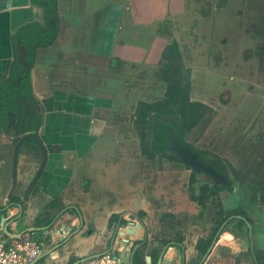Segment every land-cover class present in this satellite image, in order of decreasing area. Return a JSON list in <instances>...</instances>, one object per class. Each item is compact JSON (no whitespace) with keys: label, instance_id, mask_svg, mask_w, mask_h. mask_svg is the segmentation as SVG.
Listing matches in <instances>:
<instances>
[{"label":"crops","instance_id":"1","mask_svg":"<svg viewBox=\"0 0 264 264\" xmlns=\"http://www.w3.org/2000/svg\"><path fill=\"white\" fill-rule=\"evenodd\" d=\"M152 6L151 0H57L58 36L51 46L36 50L30 70L34 94L48 117L49 130L44 133L48 159L24 196L22 189L36 171L35 163L28 165L26 153L19 156L14 188L9 178L12 147L0 132V211L17 204L22 214L11 228L41 232L43 247L36 264L89 259L107 251L116 232L112 255L121 263L127 261L131 244L142 242L134 264H156L163 251L162 264L264 263V253H258L264 252L263 218H250L247 227L233 221L224 228L227 222L219 224L216 214H206L203 202L179 193V185L150 179L144 159L129 149L125 123L130 84L149 69L152 49L158 48L154 56L158 60L163 48L133 40L129 32H135L132 27L157 26L161 16ZM31 22L42 23L41 8L32 0H0V83L20 46L14 34ZM160 36V45L165 43L166 37L163 40L157 32L150 34L149 42ZM87 95L98 106L92 130L100 137L107 126L109 138L115 140L111 147L97 146L90 154L69 146L67 136L73 130L62 124L64 118L82 119ZM108 106L120 110L117 118L105 112ZM52 143L58 148L50 149ZM130 216L140 227L126 234L129 228L118 225H129ZM126 239L127 246L122 244Z\"/></svg>","mask_w":264,"mask_h":264},{"label":"flooded vegetation","instance_id":"2","mask_svg":"<svg viewBox=\"0 0 264 264\" xmlns=\"http://www.w3.org/2000/svg\"><path fill=\"white\" fill-rule=\"evenodd\" d=\"M212 1L216 2L215 5L212 4L213 6L210 7V2L202 7L206 10L210 8L211 16L215 11L222 8L220 7L221 4L217 3L218 1ZM223 1L226 3L228 2V0ZM236 4V15H238L237 20H239L238 22H241L242 25L243 21L241 19L243 16H252L256 18L258 7H252L251 11H249L246 9V7L249 5H242V3ZM240 4L241 7L238 6ZM41 12V24L37 22H31L24 25L14 34V40L18 44L19 38L17 35L21 33L25 27L29 25L35 26L34 29L28 30V35L26 34L23 36V44L20 42V45L24 49L23 62L18 61L17 50L15 59L13 60V64L10 67L6 78L0 83V132L5 136V138L9 139L10 146L12 147L11 173L9 174V178L13 183L14 188L17 187L18 184L17 166L19 156L22 153L27 154L26 156L28 158V165L33 162L32 164L34 166L35 163L36 171L39 165L36 152L26 146V141L32 140L33 142H36L40 151L42 146L46 152V162L44 164L43 170L46 167L48 159V146L44 138V135H46L44 133L49 130V127L46 125L48 117L46 116V112L44 110V106L41 104V101L38 100L34 94L30 70L36 50L38 48L49 47L55 42L59 32V19L57 35L54 42L49 46H41L40 44L43 40L42 35L47 30V24L42 8ZM156 14L159 15V11L156 12ZM167 15L170 16V18H167L166 24H169L172 28L170 29V38L173 39L172 44L163 47L164 43H162L160 46L163 48L161 56L158 58V60L154 57L155 53H152V57L148 56V60L152 61V64L148 66L149 69L147 72L143 77L140 75L139 77H134L135 80H133L131 84L129 83L130 86L133 87L132 89L128 88L130 90H128V103L130 110L126 117V121L128 120V122H123L130 130L129 149L131 153L137 152L140 154L142 159H146V161H148L146 162V166L144 168L146 169L147 175L150 176V179L161 180L166 185H179V193L184 194L196 201L201 200L203 202V211L206 214L209 216L216 214V218L220 220L219 224L227 222L224 228L230 225L233 221H238V224H243L245 225L244 227H247L250 225V218L264 219V116H262V114L253 116L249 122V125L247 126V132H244L245 134L238 130V133L235 135L236 142H233L229 147V151L232 154L231 161H228L227 157L225 158L221 153H218V155L210 152V154L207 153L209 150L203 151L201 149L195 148L186 140L195 132L199 133V130L197 131L195 129L200 127L202 123V105L189 99V94L187 92V88L189 87L188 83L194 84V82H189L192 81L191 77L188 80L185 79L186 75L189 73V70L185 71V68L181 67L180 64V59L182 56L179 53L178 33L181 32V30H179L177 26L172 27L174 26L171 25L173 19L172 13H169L167 10L166 13L159 15L161 18L156 21L159 23L155 24H157V26L161 23L163 24ZM208 15L210 16L209 13ZM205 18H208V16ZM209 19L211 20V18ZM247 26L250 28L251 34L257 35L255 20L252 19L247 24ZM163 31L164 29L162 28L161 34L158 33L159 35H162V39L163 36L164 38L166 37V34L164 35ZM37 34L39 36V41H36ZM250 39L253 40V38ZM31 42L34 44L33 47L29 46V43ZM200 42H202V40H200ZM191 43L197 44L198 41L194 42L193 40ZM262 43L263 44L259 45V49L255 51L248 50L247 54L249 56L247 57V54H244L245 56L238 60L237 65L236 55H231L229 52H225V50H217V46L214 43L208 42H206L207 49L203 52V54L201 52L202 57H197L196 60H198L200 63H203L204 68L208 70V72H210V66H215L214 59H219L225 69L226 66H228L230 60L234 62V65H231V67L234 69L238 68L239 66L242 67L243 65H250V62H253L251 64L250 71L255 72V70L258 69L259 64L264 68V49H260L264 46V39L262 40ZM221 44L224 45L223 47H225L226 39L223 38V42L221 41ZM203 45L205 46V43ZM205 52L206 56L204 58ZM207 52L208 55L214 52V57H209ZM160 58L170 61L169 64L165 67L161 65L158 66ZM174 58L175 62H171ZM193 58L195 59V57ZM189 67L191 68V66ZM253 68L257 69L254 70ZM197 69L198 68H194L192 72L195 73L198 71ZM21 72L24 74L19 75ZM165 72L172 73V89L174 92L170 99L167 97V91L170 89V85H168V88L165 91V98H162L161 100L151 98L149 101H147V93L145 91L149 88L148 83L151 80V77L153 80L155 79L154 88H156L158 84L162 82L161 76ZM26 77L28 79L27 86H25L24 82H22ZM166 82L170 83L169 79ZM185 83L187 86L184 85ZM198 86L204 87V82ZM97 88L98 86L94 87L95 92L93 93H97ZM249 88L252 89V85H250ZM139 90H143L145 92H143V95H145L143 98L137 99V97L135 98L134 96ZM149 90L152 89L149 88ZM184 92L186 93L187 98L183 97L182 93ZM83 93L85 95L86 92ZM139 94H141V92H139ZM242 94L245 96L246 94L253 95L252 93H248L245 89L242 90ZM180 97L184 98L185 101L183 100L181 105H184L186 109H182L181 105L178 103L177 100ZM89 98H91V96L87 95V101L83 103L85 113L81 114L82 119L78 118L72 120L70 118H64L62 120V124H64V126L65 124H68V127H71L74 133H71L67 136L69 146L73 147L75 150L77 149L78 151H85L87 154H90L93 150L95 151L97 146L108 148L111 147L112 141H114L115 144V140L110 139L111 130L107 126L103 128L102 135L100 137H97L95 132L92 130V127L97 119L98 106L95 104V98L93 99L94 102H92V99ZM218 99L220 102H224V106H227L225 100H221L220 98ZM18 101L25 103V106L23 107L24 112L19 110ZM250 106L251 105L247 106V112H249L248 107ZM102 110H105V107L102 108ZM118 111L120 110L115 108V106H108V110H105L108 115H112L114 118H117ZM241 115L236 117L241 119V117H243V115ZM71 120L73 122H71ZM232 120L233 119L229 121L230 125ZM239 122L240 121H238L237 124H239ZM244 122L245 121H243V123ZM112 125L114 124L112 123ZM117 126H120V123H118ZM161 126H163L164 129L161 130V132L153 130L155 127L157 128ZM250 127H252V129L248 130ZM63 131H66V128H64ZM167 133L168 139L166 142L162 143L161 139L163 138V135ZM64 134L67 135V132ZM172 134L174 135L175 142L182 147L189 148L192 153L197 154L201 165L206 167V169H208L210 172H205L203 170L197 171L183 164L170 149V140ZM34 136L39 140V143L36 141V139H33ZM232 137H229V139H232ZM56 145L57 144L52 143L50 149L53 147L54 149L58 148L59 145ZM15 153L16 163L14 168L13 164ZM36 171L29 175L28 181L23 186V192L21 193L22 196L25 195L24 193L26 190L32 187V182L35 178ZM172 194L173 193H171L169 190L168 195L172 196ZM262 242L264 244V236L262 237ZM258 253L263 254L264 252L260 251ZM256 257L258 258L257 260H261L259 255Z\"/></svg>","mask_w":264,"mask_h":264},{"label":"rangeland","instance_id":"3","mask_svg":"<svg viewBox=\"0 0 264 264\" xmlns=\"http://www.w3.org/2000/svg\"><path fill=\"white\" fill-rule=\"evenodd\" d=\"M216 1H218L217 3L221 4L220 7L222 8L215 11L211 16L210 8L206 10L202 7L210 2V7L215 5L216 2L212 0H151L153 3L152 10H154V12L159 11V15L166 13L168 10V12L172 13L173 15L171 25L174 26L172 27L177 26L179 30H181V32L178 33L179 53L182 56L180 59V64L181 67L185 68V71L189 70V73L186 75L185 79L188 80L191 77L192 81L189 82H194V84L187 82L189 85L187 92L189 94V99L202 105V123L200 127L195 129L197 131L199 130V133L195 132L186 140L195 148L201 149L203 151L209 150L207 153H221L225 158L227 157L228 161H231L232 154L229 151V147L233 142H236L235 135L238 133V130H240L242 133H246L247 126L249 125V122L253 116L260 114L264 116V68L259 64L258 69L253 68L254 70H257H255V72H251V64L253 62H250V65H243L242 67L239 66L238 68L234 69L231 67V65H234V62L230 60L228 66H226L225 69L219 59H214L215 66H210V72H208V70L204 68V64L200 63L196 59L197 57H202L201 52L203 54V52L207 49L206 42L214 43L217 46V50H225V52H229L231 55H236V65L238 64V60L242 59L243 56L247 54L248 50L255 51L259 49V45L263 44L262 40L264 39V0H228L227 3L223 0ZM236 3H242V5L246 6L249 5L246 7V9L249 11H251L252 7H258L256 18L252 16H243L241 19L243 21L242 25V23L238 22L239 20H237L238 15H236ZM238 6L241 7V4ZM208 13L211 17L208 15ZM206 16H208V18H205ZM167 18H170V16L167 15L163 24L161 23L158 26H140L130 28V30H135V32H129L130 38L136 41L141 38L143 41L145 40L147 46L149 43H151L153 44L154 48L158 46L161 47L160 38L157 37L155 42H149V36L152 32L161 34V29L163 28V33L164 35L166 34L165 36L167 39L163 47L169 46L172 44L173 39L170 38V29L172 28L169 24H166ZM209 18H211V20ZM252 19L255 20L256 23L257 35L251 34V30L247 26V24ZM137 33H141V35H138ZM223 38L226 39L225 47H223L224 45L221 44V41L223 42ZM250 38H253V40ZM193 40L194 42L198 41V43H191ZM200 40H202V42H200ZM204 43L205 46L203 45ZM157 49L158 48L152 49L155 54L158 52ZM260 49L263 50L264 46ZM214 52H212L210 55H208L207 52V55L209 57H214ZM205 56L206 52L204 53V58ZM246 56L248 57L249 55L247 54ZM193 57H195V59ZM169 62L170 61L166 59L160 58L158 66L161 65L165 67L169 64ZM171 62H175V58ZM189 66H191V68ZM194 68H198V71H194L195 73L192 72ZM161 78L162 82L159 83L156 88H154L155 79L153 80L151 77V80H148L149 88L152 90H149L148 88L145 91L147 93V101H149L151 98H156L157 100L165 98V91L168 88V85H170V89H172V73L165 72L162 74ZM168 79L170 83L166 82ZM203 82L205 86L199 87L198 85L202 84ZM184 85L187 86L186 83ZM250 85H252V89L249 88ZM243 89H245L248 93H252L253 95H243ZM139 92H141V94H139ZM143 92V90L137 91L134 97H137V99L143 98L145 95H143ZM182 94L184 98H187L185 92ZM183 97H180L177 100L180 105L184 100ZM218 98L225 100L227 106H224V102H220ZM18 104L19 110L24 112L23 107L25 106V103L18 101ZM248 105H251L248 107L249 112L246 111ZM181 108L186 109L184 105H181ZM241 114L243 115L241 119L236 117ZM231 119H233L231 121L233 124L231 123L230 125L229 121ZM238 121H240L239 124H237ZM243 121L245 122L243 123ZM251 129L252 127H250L248 130ZM229 137H232V139H229ZM26 142V146L36 152L40 165L43 159V154L36 142H33L32 140ZM144 161L148 162L146 159H144Z\"/></svg>","mask_w":264,"mask_h":264},{"label":"water","instance_id":"4","mask_svg":"<svg viewBox=\"0 0 264 264\" xmlns=\"http://www.w3.org/2000/svg\"><path fill=\"white\" fill-rule=\"evenodd\" d=\"M23 58H24V49L23 47L20 45L18 47V61L19 62H23ZM33 139H36V141L39 143V140L34 136ZM170 149L172 150V152L180 159V161L185 164L186 166H189L191 167L192 169L194 170H203L205 172H210L208 169H206V167H204L203 165H201L200 161L198 160V156L197 154L195 153H192L189 148L187 147H182L181 145L177 144L175 142V139H174V135L172 134L171 135V140H170ZM41 151H42V154H43V159L41 161V164L39 166V168L37 169L36 173H35V178L32 182V186L35 185L38 181V179L40 178V176L42 175L43 173V168H44V164L46 162V152L44 151L43 147L41 146ZM15 163H16V153H15V157H14V168H15ZM13 175H14V171H13ZM16 207L19 208V206L15 203L13 204H9L6 208H4L2 211H0V213H3V215L0 216V228L2 229V231L9 237H12V238H19L20 235L24 232H35L37 233V238L40 239V237L42 236L41 232L38 231L36 228H23L21 230H16L15 228H11L12 227V224L13 223H16V221L18 220L19 216H21L22 212H21V208L20 209V212H19V215H18V211L16 213H12V210L13 209H16ZM133 216H130L129 220L133 221ZM129 222L130 224L129 225H125V224H119L118 225V228L122 229V228H129L126 230V234H133V230L137 227H140L139 225H135L133 224V222ZM142 228V227H141ZM117 235V232L114 234L113 236V239L111 241V246L108 248L107 251L105 252H102L98 255H95V256H91L90 258H96V257H100L102 255H105V254H111L112 255V252H113V244H114V239ZM145 243V242H144ZM144 243L142 242L141 244L139 245H136V246H132L131 244V248L129 250V257L127 258V261H124L122 262L123 264H134L135 262V257H136V252L143 247ZM124 244L125 246L129 245V240H124V242L122 243ZM166 250V249H165ZM118 252V251H116ZM165 254V251H163L161 254H160V258L158 259L157 263L156 264H162V261H163V256ZM113 259L116 261L117 264H120V260H118L119 258L115 255H112ZM181 257L184 261V257H183V251H182V254H181ZM40 256L36 259V261L33 263V264H36L37 261L39 260ZM89 258V259H90ZM121 263V264H122Z\"/></svg>","mask_w":264,"mask_h":264},{"label":"built area","instance_id":"5","mask_svg":"<svg viewBox=\"0 0 264 264\" xmlns=\"http://www.w3.org/2000/svg\"><path fill=\"white\" fill-rule=\"evenodd\" d=\"M42 242L35 232H24L19 238L7 236L0 228V264H33L42 253ZM74 264H117L111 254L84 259Z\"/></svg>","mask_w":264,"mask_h":264},{"label":"trees","instance_id":"6","mask_svg":"<svg viewBox=\"0 0 264 264\" xmlns=\"http://www.w3.org/2000/svg\"><path fill=\"white\" fill-rule=\"evenodd\" d=\"M32 3L43 9L44 18H45V21L47 24V30H46V32L43 33V35L41 34L43 40H42L40 45L41 46H49L54 42L55 37L57 35V27H58V16H57V11H56L57 0H32ZM34 28H35L34 25H29V26L25 27L22 30V32L17 35L19 38V43L21 42V44H23V42H24L23 36H25L26 34L27 35L29 34V31H28L29 29L31 30ZM38 37L39 36L37 34L36 35V41H39ZM29 46L33 47L34 44H32V42H31V43H29ZM24 48H25V46H24ZM22 74H24V73L23 72L19 73V75H22ZM22 82H24V85L27 86L28 85L27 77ZM173 92H174L173 89H169L167 91L168 99H170ZM153 130L161 132V130H164V129H163V126H161V127H157V128L155 127ZM168 133L163 135V138L161 139L162 143L166 142V140L168 139Z\"/></svg>","mask_w":264,"mask_h":264}]
</instances>
